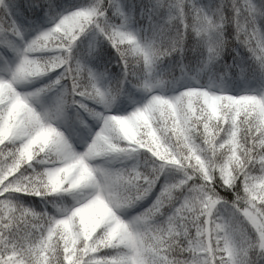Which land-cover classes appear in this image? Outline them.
I'll return each mask as SVG.
<instances>
[{
  "label": "snow or ice",
  "instance_id": "1",
  "mask_svg": "<svg viewBox=\"0 0 264 264\" xmlns=\"http://www.w3.org/2000/svg\"><path fill=\"white\" fill-rule=\"evenodd\" d=\"M0 264H264V0H0Z\"/></svg>",
  "mask_w": 264,
  "mask_h": 264
}]
</instances>
